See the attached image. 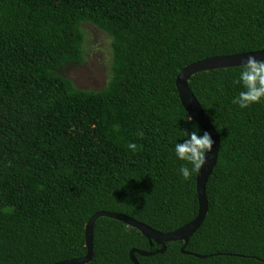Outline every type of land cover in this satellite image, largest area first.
<instances>
[{
    "label": "trees",
    "instance_id": "obj_1",
    "mask_svg": "<svg viewBox=\"0 0 264 264\" xmlns=\"http://www.w3.org/2000/svg\"><path fill=\"white\" fill-rule=\"evenodd\" d=\"M85 23L109 36L97 90L62 73L85 60ZM262 48L264 0H0V264L84 255L98 210L163 232L191 220L196 173L181 179L172 141L205 131L187 120L175 77L196 60ZM239 66L188 79L219 138L207 210L187 253L168 241L162 253H134L138 264H264V102H231ZM92 246L84 264H133L131 248L159 247L107 216Z\"/></svg>",
    "mask_w": 264,
    "mask_h": 264
},
{
    "label": "water",
    "instance_id": "obj_2",
    "mask_svg": "<svg viewBox=\"0 0 264 264\" xmlns=\"http://www.w3.org/2000/svg\"><path fill=\"white\" fill-rule=\"evenodd\" d=\"M248 56H253L257 60H264V48L244 51L234 54L209 56L200 60H196L184 66L182 69H180L175 77V87L181 105L183 106L189 117L193 119L204 131L208 132L211 139L213 140L212 151L211 153L205 154V163L201 167L199 172L196 173L195 176V189H196L197 202H198L196 215L191 220L182 224L181 226L173 230L163 232L156 230L151 226L147 225L146 223L138 221L128 215L112 212V211L98 210L95 211L88 218L84 227V242L86 248L84 255L70 259H64L48 264H84L88 262L93 254V246H92L93 226L95 220L99 216H107L110 218L120 220L126 225L136 228L143 236L146 237L149 244L155 243L156 245L159 246L157 249L153 251L131 248L128 252V255L130 260L133 262V264H138L134 256V253H137L142 256H148L154 253H162L165 249L166 242L168 241H176V240L182 241V245L180 246V251L183 253H187V251L184 250V246L186 245L192 233L199 227L207 210L205 184L215 165L219 150L218 134L216 130L213 128L212 124L210 123L199 101L196 99V97L190 90L188 86V79L190 78L191 75L200 71L240 65L242 62L246 61ZM198 256L203 257V255H198Z\"/></svg>",
    "mask_w": 264,
    "mask_h": 264
},
{
    "label": "clouds",
    "instance_id": "obj_3",
    "mask_svg": "<svg viewBox=\"0 0 264 264\" xmlns=\"http://www.w3.org/2000/svg\"><path fill=\"white\" fill-rule=\"evenodd\" d=\"M233 71L235 75L232 84L238 86L239 90L232 97L231 102L240 109L264 102V60L248 56L246 61ZM187 120H190V117ZM198 131V129L190 132L182 130L181 135L172 141L171 151L177 160L184 162L179 166L178 174L185 182L199 172L205 163V154L212 151L213 140L209 133L205 131L199 135ZM137 135L143 133L138 132ZM127 148L132 152L138 150L134 142H129Z\"/></svg>",
    "mask_w": 264,
    "mask_h": 264
},
{
    "label": "rangeland",
    "instance_id": "obj_4",
    "mask_svg": "<svg viewBox=\"0 0 264 264\" xmlns=\"http://www.w3.org/2000/svg\"><path fill=\"white\" fill-rule=\"evenodd\" d=\"M85 30L84 57L79 64H67L62 73L81 89H100L109 76V36L91 24L83 25Z\"/></svg>",
    "mask_w": 264,
    "mask_h": 264
}]
</instances>
